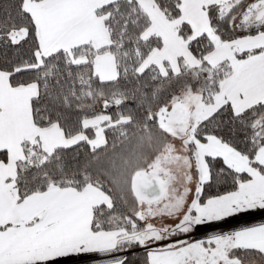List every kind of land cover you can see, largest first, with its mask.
<instances>
[{
	"label": "snow or ice",
	"instance_id": "snow-or-ice-1",
	"mask_svg": "<svg viewBox=\"0 0 264 264\" xmlns=\"http://www.w3.org/2000/svg\"><path fill=\"white\" fill-rule=\"evenodd\" d=\"M0 264H264V0H0Z\"/></svg>",
	"mask_w": 264,
	"mask_h": 264
}]
</instances>
